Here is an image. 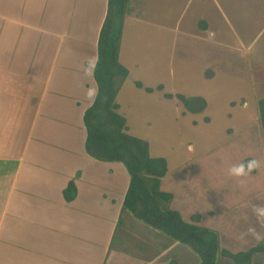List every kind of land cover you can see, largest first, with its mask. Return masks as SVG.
<instances>
[{
	"label": "crops",
	"instance_id": "obj_1",
	"mask_svg": "<svg viewBox=\"0 0 264 264\" xmlns=\"http://www.w3.org/2000/svg\"><path fill=\"white\" fill-rule=\"evenodd\" d=\"M139 1L143 11L148 2ZM106 11L107 0H0V264H199L188 246L123 208L130 181L123 163L96 160L84 149L83 114L96 94ZM204 13L198 22L207 29ZM133 14L121 40L126 19H138ZM122 50L120 42L129 75L117 95L119 111L127 93L129 102L141 95L176 104L142 77L126 89L134 68ZM70 181L76 193L67 200ZM172 200L167 206L181 212ZM256 213L248 216L250 234L259 236L249 247L264 236V228L255 230ZM232 234L244 235L234 228ZM242 245L224 248H249Z\"/></svg>",
	"mask_w": 264,
	"mask_h": 264
},
{
	"label": "rangeland",
	"instance_id": "obj_2",
	"mask_svg": "<svg viewBox=\"0 0 264 264\" xmlns=\"http://www.w3.org/2000/svg\"><path fill=\"white\" fill-rule=\"evenodd\" d=\"M200 1L147 0L138 19H126L121 44L134 68L126 89L142 77L170 93L203 97L205 109L190 113L181 102L140 94L129 102L127 93L121 112L151 156L166 158L161 188L174 194L183 218L217 229L224 247L246 249L259 236L250 234V212H257L255 230L264 228V0ZM203 10L208 27L194 32ZM252 159L255 173H230ZM233 228L244 235L234 239ZM256 261L264 264V253Z\"/></svg>",
	"mask_w": 264,
	"mask_h": 264
},
{
	"label": "trees",
	"instance_id": "obj_3",
	"mask_svg": "<svg viewBox=\"0 0 264 264\" xmlns=\"http://www.w3.org/2000/svg\"><path fill=\"white\" fill-rule=\"evenodd\" d=\"M139 12L137 0H107L93 70L96 94L83 114L86 131L84 149L96 160L123 163L130 175L123 208L147 225L188 246L199 257V264H218L223 257L231 264H261L253 257L264 253V236L258 244L232 252L221 246L216 229L189 222L179 210L168 207L173 193L161 188L162 178L168 171L166 158L151 156L148 141L128 131L127 118L119 111L117 95L129 70L121 63L119 52L124 19L133 13L138 18ZM201 25L205 27V22L200 21ZM135 86L140 88L143 84L137 80ZM144 88L147 92L154 90L153 87ZM156 88L162 90L163 85L159 84ZM164 96L178 99L190 113L202 112L207 105L201 96L170 92H164ZM258 116L264 129V98L258 101ZM250 173H255V170ZM75 193V185L70 181L64 190V197L70 200ZM198 217L195 215L194 218Z\"/></svg>",
	"mask_w": 264,
	"mask_h": 264
},
{
	"label": "clouds",
	"instance_id": "obj_4",
	"mask_svg": "<svg viewBox=\"0 0 264 264\" xmlns=\"http://www.w3.org/2000/svg\"><path fill=\"white\" fill-rule=\"evenodd\" d=\"M259 166V162L257 160H249L246 164H240L238 166H233L230 169V173L233 176H244L250 173L252 170L256 169ZM260 215H264V209L258 210Z\"/></svg>",
	"mask_w": 264,
	"mask_h": 264
},
{
	"label": "flooded vegetation",
	"instance_id": "obj_5",
	"mask_svg": "<svg viewBox=\"0 0 264 264\" xmlns=\"http://www.w3.org/2000/svg\"><path fill=\"white\" fill-rule=\"evenodd\" d=\"M200 28L203 29V30L206 29V28H204L203 26H202V27L200 26ZM136 81H137V80H136ZM141 83H142V82H141ZM142 84H143V83H142ZM158 85H159V84H158ZM140 88H142V87H140ZM153 88H154V87H153ZM155 88H156V87H155ZM155 88H154V89H155ZM144 89H145V88H144ZM156 89H157V88H156ZM158 90H159V89H158ZM162 90H165V89H164V86H163V89H162ZM151 92H152V91H151ZM164 92H167V91L165 90ZM164 92H163V95H164ZM164 97H165V96H164ZM165 98H166V97H165ZM168 99H173V100H175L176 104H179V102H180V101H179L178 99H176V98H168ZM185 112H186V111H185Z\"/></svg>",
	"mask_w": 264,
	"mask_h": 264
}]
</instances>
